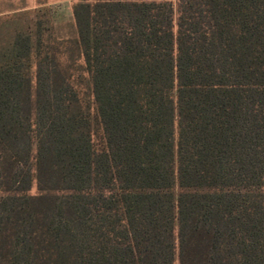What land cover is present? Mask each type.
Returning a JSON list of instances; mask_svg holds the SVG:
<instances>
[{
	"label": "trees",
	"instance_id": "16d2710c",
	"mask_svg": "<svg viewBox=\"0 0 264 264\" xmlns=\"http://www.w3.org/2000/svg\"><path fill=\"white\" fill-rule=\"evenodd\" d=\"M9 12L0 264H264V0Z\"/></svg>",
	"mask_w": 264,
	"mask_h": 264
},
{
	"label": "rangeland",
	"instance_id": "374dc122",
	"mask_svg": "<svg viewBox=\"0 0 264 264\" xmlns=\"http://www.w3.org/2000/svg\"><path fill=\"white\" fill-rule=\"evenodd\" d=\"M78 0H49L54 13L56 30L60 35L75 36L76 26L73 19L72 7ZM37 0H0V16H6L12 8H34Z\"/></svg>",
	"mask_w": 264,
	"mask_h": 264
}]
</instances>
